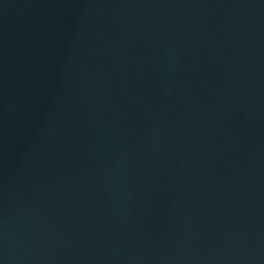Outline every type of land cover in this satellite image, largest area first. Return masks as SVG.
<instances>
[{
  "label": "water",
  "instance_id": "1",
  "mask_svg": "<svg viewBox=\"0 0 264 264\" xmlns=\"http://www.w3.org/2000/svg\"><path fill=\"white\" fill-rule=\"evenodd\" d=\"M0 264H264V0H0Z\"/></svg>",
  "mask_w": 264,
  "mask_h": 264
}]
</instances>
